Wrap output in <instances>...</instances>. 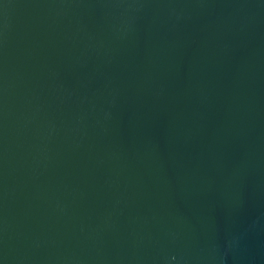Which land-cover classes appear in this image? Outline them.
Listing matches in <instances>:
<instances>
[{
  "label": "water",
  "instance_id": "1",
  "mask_svg": "<svg viewBox=\"0 0 264 264\" xmlns=\"http://www.w3.org/2000/svg\"><path fill=\"white\" fill-rule=\"evenodd\" d=\"M0 264H264V0H0Z\"/></svg>",
  "mask_w": 264,
  "mask_h": 264
}]
</instances>
